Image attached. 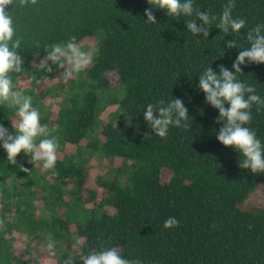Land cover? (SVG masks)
I'll list each match as a JSON object with an SVG mask.
<instances>
[{"label": "trees", "instance_id": "trees-1", "mask_svg": "<svg viewBox=\"0 0 264 264\" xmlns=\"http://www.w3.org/2000/svg\"><path fill=\"white\" fill-rule=\"evenodd\" d=\"M227 2L193 0V6L219 16ZM234 4L233 17L246 22L240 34H225L213 22L206 38L187 30L185 23L194 15L173 18L153 9L157 23H145L146 0H38L23 8L14 3L16 32L23 38L17 51L24 64L12 74L13 85L28 80V88L20 90L32 97L36 109L48 93L60 98L55 117L41 111L40 123L49 126L61 149L72 152L57 151L53 171L58 174L53 175L23 152L16 159L30 171H20L8 164L0 147V219L5 225L0 264H37L13 254L6 237L12 230L45 240L44 248L49 239L55 241L54 264L69 257L82 264L81 255L102 247H116L124 258L142 264H264V211L242 205L264 182V173L239 168L240 153L217 141L218 110L197 88L205 68L232 70L240 49L226 48V41L246 48L247 31L264 24V0ZM73 37L77 43L94 40L93 62L80 76L65 83L59 76L63 69L53 65L47 74L38 68L46 46ZM241 67L237 79L264 99V64L246 61ZM54 77L52 91H34ZM112 86L118 88L115 113L97 123L99 92ZM175 98L188 109L189 127L170 126L167 137L160 138L143 112L149 103L166 105ZM15 113L14 106L0 105V124L9 133ZM252 117L247 126L264 144V109L257 112L254 105ZM97 125L98 132L91 134ZM95 155L108 165L119 164L112 176L98 174L90 184L86 157ZM162 171L168 172L165 180ZM169 217L179 226L165 229Z\"/></svg>", "mask_w": 264, "mask_h": 264}, {"label": "clouds", "instance_id": "clouds-1", "mask_svg": "<svg viewBox=\"0 0 264 264\" xmlns=\"http://www.w3.org/2000/svg\"><path fill=\"white\" fill-rule=\"evenodd\" d=\"M150 6L145 9L143 15L147 18L145 23L156 24L157 20L153 9L164 10L169 17H192L185 26L194 36L208 37L213 22L215 28L225 34H240L245 27V20L234 18L232 15L235 7L234 0H228L223 6L219 16L210 15L209 12L194 8L193 0H146ZM31 7L38 4V0H0V105H11L16 108L15 120H12V129L0 124V147L7 154L8 164L19 167L20 171L29 172L22 164H18L17 156L23 152L30 157V163H37L42 171H55L57 161V138L51 134L47 124H41V115L38 109L32 106V97L24 95L22 90L14 89L13 73H20L24 59L18 54L23 43V38L17 35L12 6ZM11 6V11L6 9ZM197 21H200L197 24ZM218 21V22H217ZM264 24H258L247 31L246 40L249 46L240 48L235 40L225 42L228 49L239 48L240 51L232 64V70L219 66L218 73L211 67L203 70L198 76L197 88L203 92L205 103L218 110L216 123L222 124L216 133L217 141L226 148H232L240 153L242 160L238 163L241 169L249 170L252 174L264 173V144L257 138L256 132L248 127L252 122V108L256 111L264 109V99L256 94V88L237 79L236 73H242V65L246 61L249 64H264ZM199 43V39L197 40ZM45 56L41 59L38 68L49 74L53 71V65L63 69L59 75L67 83L79 73L85 71L93 62V57L82 50L75 38H70L63 43H53L45 47ZM51 62V63H49ZM48 79V76L45 77ZM228 105V107H225ZM146 124L152 132L160 138H166L169 127L187 129L189 119L188 109L180 98L172 99L164 104L149 103L143 112ZM4 221L0 219V230L4 228ZM179 226L175 217H169L164 221L165 229ZM55 241L49 239L45 251L50 256H55ZM82 264H142L139 259H128L121 255L116 247L101 248L87 255H81ZM63 264H76L69 257Z\"/></svg>", "mask_w": 264, "mask_h": 264}, {"label": "rangeland", "instance_id": "rangeland-1", "mask_svg": "<svg viewBox=\"0 0 264 264\" xmlns=\"http://www.w3.org/2000/svg\"><path fill=\"white\" fill-rule=\"evenodd\" d=\"M78 44L80 45L82 50L88 52L90 55L93 54L95 50V46H94V40L91 37L81 40ZM81 74L82 73H79L77 76H80ZM56 81H57L56 77L50 80L42 81L35 87L34 91L47 90V89L52 91L53 84ZM28 84L29 82L27 79L20 78L18 82L14 83V89L20 90V89L28 88ZM103 91L99 92V97L102 96L103 98L99 99V111L97 113V119H96L97 123L106 121V119H109V117H111L115 113V107H116L115 98L118 96V88L112 86L109 89ZM59 100L60 98L56 96V94H51V93L46 94L44 97L40 99L41 105L38 107L39 112L47 110L49 112V118L53 119L55 117ZM98 127L99 125L94 127L90 131V133L93 134L98 132L97 131ZM84 142L85 140L82 139L80 141V144L83 145ZM58 144L59 147L57 151L59 152V150L62 148V144L61 143ZM61 151L65 155L72 152V150L67 149L65 147H63ZM86 158H87L86 168L88 172V183L90 184L93 183V178L98 174L105 173L106 175L109 174L112 176L113 174L112 169L116 168L119 164V160H115L113 161L112 164L108 165L107 161H105L102 157L100 159L97 158L96 155L87 156ZM167 176H168V172L162 171L161 173L162 180H165ZM242 205L251 209L264 211V182L259 184L257 188L253 192H251L247 196V198H245ZM37 211L38 210H36V213ZM6 237H8V239L10 240L12 252L15 256L21 258L30 257L31 259L35 260L37 264H54V260L59 254L58 248L55 247L54 251L56 255L50 256L43 247V243L46 242L45 240L37 242L36 239L32 238L30 234H27L22 231L12 230L6 233Z\"/></svg>", "mask_w": 264, "mask_h": 264}]
</instances>
